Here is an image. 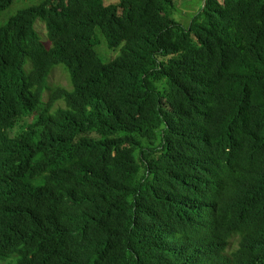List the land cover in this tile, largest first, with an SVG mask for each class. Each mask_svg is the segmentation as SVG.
I'll return each instance as SVG.
<instances>
[{"label":"trees","instance_id":"1","mask_svg":"<svg viewBox=\"0 0 264 264\" xmlns=\"http://www.w3.org/2000/svg\"><path fill=\"white\" fill-rule=\"evenodd\" d=\"M15 1L0 264H264V0H207L187 28L174 0H45L4 21ZM58 68L69 88L50 87Z\"/></svg>","mask_w":264,"mask_h":264},{"label":"rangeland","instance_id":"2","mask_svg":"<svg viewBox=\"0 0 264 264\" xmlns=\"http://www.w3.org/2000/svg\"><path fill=\"white\" fill-rule=\"evenodd\" d=\"M45 0H16L13 6L4 13L3 20L7 21L9 18L16 15L20 10L38 5ZM121 0H104L105 5H114L119 3ZM220 3H223L224 0H218ZM207 0H174L175 11L173 19L180 24L182 27L187 28L193 18L197 15L200 9L203 8ZM36 30L38 34L41 35L45 43L48 41V30L46 29V24L38 20L36 24ZM119 50H109L105 41L101 38L100 45L96 48V53L99 58L104 62H110L119 54ZM49 85L51 88L54 87H63L69 88V76L68 73L62 69L58 68L53 72L49 79ZM49 93H47L48 97ZM58 107H63L59 105Z\"/></svg>","mask_w":264,"mask_h":264}]
</instances>
